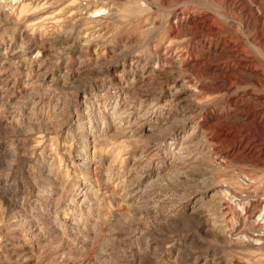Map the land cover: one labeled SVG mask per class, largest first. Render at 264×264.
I'll return each instance as SVG.
<instances>
[{"label":"rangeland","instance_id":"rangeland-1","mask_svg":"<svg viewBox=\"0 0 264 264\" xmlns=\"http://www.w3.org/2000/svg\"><path fill=\"white\" fill-rule=\"evenodd\" d=\"M9 1L0 264H264L262 91L232 80L258 114L230 123L227 98L167 54L190 50L175 19L203 11L213 28L183 29L196 52L256 55L240 17L220 0Z\"/></svg>","mask_w":264,"mask_h":264},{"label":"bare ground","instance_id":"bare-ground-1","mask_svg":"<svg viewBox=\"0 0 264 264\" xmlns=\"http://www.w3.org/2000/svg\"><path fill=\"white\" fill-rule=\"evenodd\" d=\"M24 1L25 0H10L9 4L11 3V7L17 9L23 7ZM187 1L192 3V0ZM200 1L205 0H199V2ZM220 1L226 5L230 11L235 12L237 16L240 17L241 21L238 20V23H240L243 29H248L256 35V37L253 35L256 38L255 46L260 45L261 50L255 47L257 51H260L256 52V55H247L241 51L225 52V50L218 47V45H214L211 48L208 47V50H211L205 54L196 52L194 46H192L194 44L193 41L196 39L195 34L190 32L187 33V31H183V29H186L188 25L192 24H198L207 29H211L214 26H212L211 17L203 11H199L195 15H191L187 18H176L170 32V34L176 38L180 35L182 36V34H184L183 36L189 37V41L186 43V49L188 47L190 49H188L189 53H183L182 47H185V45L182 46L180 43L175 47L174 51H172V48H168L167 54L169 55L168 57H170L169 60L171 64L174 66H183L190 70H197L203 75L199 87L201 92H205L209 95L214 94L219 98H227L228 107L224 116L230 123H235L248 120L251 116L257 117L258 112L256 111L257 109H249L246 102L243 100V96H246L247 93L243 92L242 94H238L230 92L232 80L239 85L248 82L251 86L259 88L262 91L260 97L264 100V0ZM74 2V5L76 4L78 7L82 8L83 11H88L91 6H93L91 5V0H78ZM101 7L98 9L99 11L95 12L94 17L101 12ZM148 7L149 2L147 0H143L139 5V8ZM89 17L93 16L91 15ZM207 81L210 82L208 83ZM248 95L252 96L255 95V93ZM230 97H233V99ZM253 111L256 112L253 113ZM220 118L219 116L218 118L216 117V119ZM259 123H264L261 117L259 118ZM221 133L227 135L228 132L223 130ZM262 217L264 218V214Z\"/></svg>","mask_w":264,"mask_h":264}]
</instances>
